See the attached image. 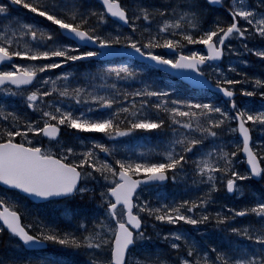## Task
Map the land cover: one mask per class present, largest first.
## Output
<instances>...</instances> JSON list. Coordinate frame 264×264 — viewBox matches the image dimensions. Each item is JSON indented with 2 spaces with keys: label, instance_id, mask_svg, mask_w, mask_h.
<instances>
[{
  "label": "snow or ice",
  "instance_id": "1",
  "mask_svg": "<svg viewBox=\"0 0 264 264\" xmlns=\"http://www.w3.org/2000/svg\"><path fill=\"white\" fill-rule=\"evenodd\" d=\"M0 235V264H264V0H0Z\"/></svg>",
  "mask_w": 264,
  "mask_h": 264
},
{
  "label": "trees",
  "instance_id": "2",
  "mask_svg": "<svg viewBox=\"0 0 264 264\" xmlns=\"http://www.w3.org/2000/svg\"><path fill=\"white\" fill-rule=\"evenodd\" d=\"M152 75L160 82H164L167 81L169 79L168 76L160 73V72H154L152 73ZM178 87L180 89V91L184 94H188L191 90L187 89L186 86L182 85L181 83L178 84ZM238 91V90H237ZM169 187V185L167 186ZM173 195V194H172ZM170 195V196H172ZM25 205L27 208H30L33 210V213L36 211H39L41 213H43L45 216H47L48 218L52 219L53 221H55L57 224H59L61 227H63L64 225L67 224V218L65 216L62 215L63 209L62 208H56L53 207L52 205H48V206H42V205H36L33 206L32 204H30L28 201H25ZM22 212H24V209H20ZM24 221L25 223H29L32 222V215L28 214V216L26 214H24ZM3 239V237H2ZM53 248L55 249V255H57V251L59 250V255H60V261L63 262V264H77L78 262L85 264V261L87 260L88 257H85L83 254H81L80 256H78V258L80 257V260L76 263V257L77 254L75 250L72 249H68L65 248L64 246H60V245H53ZM3 244H0V247H2Z\"/></svg>",
  "mask_w": 264,
  "mask_h": 264
},
{
  "label": "rangeland",
  "instance_id": "3",
  "mask_svg": "<svg viewBox=\"0 0 264 264\" xmlns=\"http://www.w3.org/2000/svg\"><path fill=\"white\" fill-rule=\"evenodd\" d=\"M248 59L251 61L250 65L245 69L246 71L251 72L253 69L259 70L261 68V65L258 63V59L255 57H248ZM161 191H167L169 193V195L172 196H176L177 198H179L183 193V189L181 188H174L172 185H169V187H165L160 189ZM154 194V193H153ZM236 198L232 197V196H225V195H221L220 197H218V204H222L225 202H234ZM27 216L28 214L25 213ZM239 219V218H238ZM241 223H243V220H240ZM2 235H0V244L2 243L3 239H2ZM56 245V244H53ZM55 251L52 250L51 253H47L46 255L41 254V257H45V258H50V259H56V260H60L59 259V254L57 252V255L54 254ZM77 257L76 259L79 261L80 257L78 258V256H80L81 254H83L85 257H87V254L83 253V252H77ZM83 263V262H82ZM80 262H78L77 264H82Z\"/></svg>",
  "mask_w": 264,
  "mask_h": 264
},
{
  "label": "bare ground",
  "instance_id": "4",
  "mask_svg": "<svg viewBox=\"0 0 264 264\" xmlns=\"http://www.w3.org/2000/svg\"><path fill=\"white\" fill-rule=\"evenodd\" d=\"M238 99H239V96H238ZM51 246H52V245H51ZM52 250H55V249L53 248V246H52V249H50L49 251H46L43 255H46L47 253H51ZM33 255L36 256V257H38V258L41 257V254L33 253ZM75 261H76V263L78 262L77 259H76Z\"/></svg>",
  "mask_w": 264,
  "mask_h": 264
},
{
  "label": "water",
  "instance_id": "5",
  "mask_svg": "<svg viewBox=\"0 0 264 264\" xmlns=\"http://www.w3.org/2000/svg\"><path fill=\"white\" fill-rule=\"evenodd\" d=\"M183 83H185V82H183ZM187 84V83H186ZM188 85V84H187ZM34 202H36V201H34ZM46 247V245H43V246H41V249H44Z\"/></svg>",
  "mask_w": 264,
  "mask_h": 264
}]
</instances>
